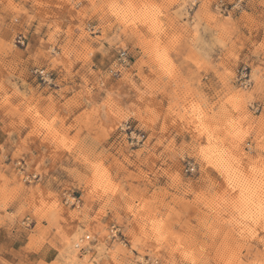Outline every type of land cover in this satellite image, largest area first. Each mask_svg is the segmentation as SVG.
I'll return each instance as SVG.
<instances>
[{
	"label": "rangeland",
	"instance_id": "1",
	"mask_svg": "<svg viewBox=\"0 0 264 264\" xmlns=\"http://www.w3.org/2000/svg\"><path fill=\"white\" fill-rule=\"evenodd\" d=\"M221 1L238 0H0L8 244L54 264L264 261V0Z\"/></svg>",
	"mask_w": 264,
	"mask_h": 264
},
{
	"label": "built area",
	"instance_id": "2",
	"mask_svg": "<svg viewBox=\"0 0 264 264\" xmlns=\"http://www.w3.org/2000/svg\"><path fill=\"white\" fill-rule=\"evenodd\" d=\"M247 1L248 0H238L237 2H235L233 5H226V3L224 2H219L216 6V9L224 14L229 13L232 10H237L238 12L243 11V9L245 8V6H247ZM24 39L22 37H19L17 40V44L24 46ZM131 65V58L129 55V52L127 50H121L119 51V53L117 54V58L115 59L112 68L110 69V73L113 76H119L121 74V72L124 69L129 68ZM245 69H243V71H241V76H240V80H243L244 83L242 82L243 85L247 86L248 82H249V77L247 75V72L244 71ZM34 75H36L43 83L45 84H51L53 83V78L45 71V70H35L33 71ZM129 129H131V126L129 124H125L123 126V128H121L122 131H128ZM132 134V133H131ZM139 137H141L142 139L140 141L143 140L144 136L139 135ZM135 141H137L138 143H140V141H138V139L133 138L132 139V143H135ZM19 170L22 174H25V166L18 164ZM197 172V168L193 163H188L187 164V168H186V173H188L189 175H194ZM25 181L27 182H32L33 180L37 179L36 175H31V174H27L25 177ZM90 236H86L84 238H82L81 240H79V242L75 245V248L77 250L81 251H86V243H88L90 241Z\"/></svg>",
	"mask_w": 264,
	"mask_h": 264
},
{
	"label": "crops",
	"instance_id": "3",
	"mask_svg": "<svg viewBox=\"0 0 264 264\" xmlns=\"http://www.w3.org/2000/svg\"><path fill=\"white\" fill-rule=\"evenodd\" d=\"M16 235L20 232L19 227L13 228L11 233ZM9 231V224L6 222L4 226L0 225V263L19 264L23 260H29V264H54L55 257H51L53 250L47 247L28 250L25 246L16 248L14 243L8 244V238L12 236ZM13 237V236H12ZM13 242V241H12ZM33 252L32 255L30 253ZM32 257V258H31ZM33 261V262H32Z\"/></svg>",
	"mask_w": 264,
	"mask_h": 264
},
{
	"label": "snow or ice",
	"instance_id": "4",
	"mask_svg": "<svg viewBox=\"0 0 264 264\" xmlns=\"http://www.w3.org/2000/svg\"><path fill=\"white\" fill-rule=\"evenodd\" d=\"M259 221H260V228H261L260 242L264 243V206L261 207V211L259 213ZM252 239L255 240L256 236L252 235ZM239 264H243V261H240ZM260 264H264V261H261Z\"/></svg>",
	"mask_w": 264,
	"mask_h": 264
}]
</instances>
